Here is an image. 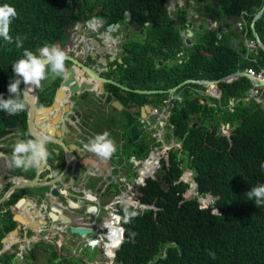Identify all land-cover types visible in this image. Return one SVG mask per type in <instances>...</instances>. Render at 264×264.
Returning <instances> with one entry per match:
<instances>
[{"label": "trees", "instance_id": "trees-1", "mask_svg": "<svg viewBox=\"0 0 264 264\" xmlns=\"http://www.w3.org/2000/svg\"><path fill=\"white\" fill-rule=\"evenodd\" d=\"M261 2L227 0L223 9L235 14L243 9L245 34L252 36L248 23ZM5 3L14 6L18 16L10 26L13 43L0 38V94L4 99L8 98L7 86L14 77L11 65L22 58L24 49L38 54L43 45L61 40L65 27L94 14L103 16L106 22H114L127 10L129 18L140 25L141 20H147L144 38L138 45L140 50L132 54V48L126 47L131 52V63L121 69L118 66L122 81L129 87H135L134 79L140 78L137 86L145 88V80L152 78L147 75L152 66L147 53L159 47L166 55L168 50L171 53L177 50L180 44L178 32L167 27L172 19L165 14L164 0H0V5ZM88 25L95 27L93 22ZM253 26L256 31L260 30L262 37L264 8ZM209 33L211 36L206 40L210 47L206 51L211 52L199 53L194 45L195 51L191 50L184 61L186 64L168 67L156 78L154 88H166L189 77L216 78L244 65L236 62L235 52L225 46L224 41L214 38L216 43L211 44L210 38L214 35ZM17 36L23 40L21 48L16 47ZM144 47L149 49L147 53ZM256 58L257 63L248 62L246 66H264V56L259 49ZM105 84L114 95L121 90L122 99L129 105L139 99L136 92ZM248 85L244 82L241 86ZM217 87L231 88L224 82H218ZM170 94L167 119L172 137L180 143V154L177 149L169 151L168 162L156 171L154 178L147 177L140 185L139 199L153 203L154 208L123 210L124 239L117 255L130 264H146L154 257H158L155 264H264V206L257 207L246 195L251 187L264 184L261 168L264 108L251 98L241 97L233 101V109L229 111L224 106L226 89H221L219 97H215L204 93V85L195 82L182 83ZM150 95L158 102L166 92ZM50 97L51 94H47L37 103H48ZM238 115L242 117L241 122L229 130L228 141L225 134L219 132L220 124L230 123ZM11 118L19 121L21 139H33L24 128L23 112L9 115L0 111V125ZM133 131L131 128L130 134ZM183 166L191 170L197 193L213 196L209 205L200 207L194 196L182 197L187 183L177 177ZM206 199L200 201L204 203ZM211 207H216L220 215L214 214Z\"/></svg>", "mask_w": 264, "mask_h": 264}, {"label": "flooded vegetation", "instance_id": "flooded-vegetation-1", "mask_svg": "<svg viewBox=\"0 0 264 264\" xmlns=\"http://www.w3.org/2000/svg\"><path fill=\"white\" fill-rule=\"evenodd\" d=\"M172 1L176 4V7L173 6L172 3L170 4L164 0L165 14L167 17L172 19L167 27H173L178 32L180 44L177 50H175L173 53L168 50L166 55L162 50L159 49V47L153 48L150 53H147L149 49H146L145 47L143 48V50L151 56L152 60L151 69H149L147 72V75L152 78L145 80L147 87L144 89H156L153 86L157 84L156 78L162 73H165V71L168 70V67H172L176 63H180V66L186 64L184 61L188 59L189 55L191 54V50L195 51L193 48L194 45H196L199 53H210L211 51H206L210 47L209 41L206 40L209 38V35L211 36L209 31H211L213 35L215 31L216 35V37L214 36L213 38H210L212 42L211 44L216 43L214 38L217 39L220 36L223 37L224 34L227 35L229 41L228 43L224 41L225 46L228 48L231 47L235 52L237 63L244 64L240 69L236 70H242L246 72L247 75H250L246 69L248 67H252L249 65L246 66V64L248 62L257 63L256 54L258 49L260 51L261 49L258 47L253 36H246L244 45H235V42L233 43L234 38L238 35V29L241 31L242 26H244L246 29V21L245 18H243V13H245V11L241 13L243 9L239 10L236 14L227 12L223 9V6L221 9L218 4V0ZM124 11L122 16L114 21L117 22L116 26H113L121 28L107 32V35L110 39L118 41L120 40V55L117 56L120 57L121 62L116 63V67L114 69L112 64L115 63V59L112 58L111 61L106 63L103 62V60H100L99 62L102 65H99L98 63L95 69L96 72L98 71L100 74L110 77L120 83H122V79L120 77V70L118 69V66L120 65L121 69L122 67H127L128 64L130 65L131 63V52L130 50L126 49V47L132 48L133 54L137 49L135 46H138L144 38V28L148 26L147 20H141L142 25H140L137 20H131L129 18L127 10L126 12L128 15L125 17ZM242 18L243 21L241 22L240 20ZM232 20L235 22L234 24L232 23ZM238 22L241 24L239 25ZM106 23L108 22L105 21L100 25V31L105 32L103 27H106ZM66 29L69 30V34L67 36L64 35V37H62L61 40H57V42L61 47L63 46V49H65L66 39L69 37V42L72 47L71 50L76 52H78V44H80V42L77 40V36L80 32H83V34L86 36L98 33V31L89 32L83 27L77 28L73 25L72 27ZM255 32L264 45V35L260 37V30H255ZM185 38L187 39L186 42L184 41ZM182 53H185L186 56L183 57ZM81 54L79 53L77 56L81 57ZM85 60H87V57H85ZM91 62L92 60L90 63ZM225 74L220 75L215 79L220 78ZM139 81L140 78L134 79V88H143L137 86ZM248 81L249 80H247V78L244 76H237L235 78L217 81L213 87L215 92H221V89H226L227 94L232 97V104H229L228 101L225 100L224 106L228 108L229 111H232L233 101L237 98L238 91L242 92L244 96L248 95L246 88L241 86L244 84V82ZM218 82L228 83L231 88H219L217 87ZM239 83L241 84L239 85ZM57 84L58 78H52L44 82L41 89H35V91L32 90L36 101L43 99L44 95H47L44 94L43 91L47 93L51 92L52 95V90H54ZM148 84H151V86H148ZM103 86L104 89L108 91L110 96L116 98L119 101L120 106L118 108L113 107L107 103L109 100H106L105 96L97 97L96 100H91L88 108L85 109H80L78 106L73 104L70 105V114L72 117L77 118L80 133L73 132L74 128H76L75 125L66 124L63 126V128L65 130H70L71 133L63 135H66L65 137H67V139L78 140V144L76 143L73 145L69 143V145L73 149L79 150L82 146L84 148V144H86L91 138L97 134L107 131L109 134H111L110 138L115 140L116 152L113 154V157L111 156L109 159L105 160L87 151L85 148H81L83 154L81 155L80 160L84 164L76 165V167L80 166L78 169L80 178H75V182L72 180L68 183L67 180H65L68 174L74 172V169H71L70 166H66L64 168L65 165L63 157L65 156L66 158V153L69 156H71V154L69 150L65 148L64 143L60 141L59 137H53L52 142L46 145L50 152L48 161L42 167L33 169L31 171V173H33L31 176L23 175L25 174L24 170L17 169L12 166V149L15 142L18 139H21L18 135L21 131V126L17 118L5 120H15L18 122V131L10 130L8 134L0 138V150L4 152L8 158L6 168L9 171V174L13 173L19 179H27L36 175V177L42 182L36 183V187L27 188L25 190V188L22 189L16 186L18 178L9 177L10 175L8 174L9 178L6 179L8 181L0 186V209L3 208V206L6 208V212L0 214V248L3 247V249L0 251V264H14L15 262H19L21 264H130L129 262H123L117 255L119 246L124 239L122 214L124 209L130 210L136 207V205H132V203L135 202L134 200L142 202L139 199L140 185L145 182L147 177L154 178L156 171L161 169L164 163L168 162L167 154L173 149L172 134L170 132L171 125L169 124L167 117L166 119L160 117L162 122H159V119H156L157 114L152 111V108L156 107L159 103L166 99H168L169 106L171 97L170 92L155 91L166 92V95L162 101L157 102L154 101L150 95V93L154 92H136L139 94V99L129 105V102L124 101L121 95L119 97L115 96L107 88L105 83H103ZM204 90H207L205 85ZM140 96L145 98L140 99ZM142 103H147L148 109L146 110L143 108L141 111L143 115L140 116L139 106ZM121 112H128L127 116L123 117H126V120L123 119L122 123H124V126L128 125L130 128L129 131H125V133H123L120 128V124H118V128L112 126L109 129L105 128L107 125H111L114 121V117L118 118V115ZM131 114L133 115V119L139 123L137 127H133V125L131 126V124L127 121L130 118L129 115ZM25 115L26 111H23L24 119ZM150 116H152L151 119L149 118ZM138 117H141L143 121L139 122L137 120ZM241 119L242 117L238 115L236 116V119H232V122L227 123L226 127L228 129V133L235 124H239L241 122ZM118 122L120 123L119 119ZM98 124L99 126H97ZM89 126H91L94 130L90 129ZM1 128L2 125H0V129ZM24 128H26L25 120ZM131 128L134 129L133 134H130ZM156 128L159 129V134L157 135L154 132ZM3 144L9 146V151H5L3 149ZM51 149L58 150V158H56V160H59L56 161L52 166H50V162L52 158H55V156L51 153ZM61 149L64 151V156H62ZM72 159H74L73 156ZM66 160H68V158ZM1 161L3 163L2 158H0V163ZM66 162L67 161H65V164ZM69 162H72V160ZM129 162H131L130 165L132 166L130 167L132 172L131 174L128 172ZM139 163H141L140 167L137 166ZM62 175L63 179H60ZM101 175H107V177L99 182V176ZM5 176L7 175L5 174ZM81 177L85 178V185L83 193L77 194L78 198L73 196L72 191H67L65 194L59 193L60 191H64V188L67 189L69 187H76L77 183L82 180ZM53 180L56 181L51 185H47V182ZM9 186H12L8 193L9 198L2 201L1 198ZM51 187H53L58 192L57 196L52 198H57L54 202H50L51 198L47 194L48 189ZM27 196L30 197L35 203H40L42 201L47 203L48 206L45 208L44 214L47 216H50V213L56 214L52 217L53 221H57L59 218L62 220L59 222L64 223L66 226L71 225L70 221H72L73 224L80 223L81 225L88 227L89 233L85 234L83 240L81 241L82 244H75L76 237H71V235L67 236V231H65V233L62 232L59 234L55 230L49 231L48 229L47 232L49 234V238L39 237V234L35 232L32 224L36 222L35 215L29 218L28 215L23 212L19 215L23 222L15 219L18 216L15 215V213L19 214L20 207L22 204H24ZM51 206H55L59 211H61L63 215H65L66 219H62V216H58L56 212L52 211L50 209ZM14 207H16L15 211L13 210ZM45 220H47V218H45ZM25 225L29 226L30 228L33 227V229L30 230L25 228L24 230ZM41 225L42 228L40 229V234H47V232H44L43 228L49 225V221ZM26 237H30V239L25 240ZM50 237L52 239H50ZM2 238H4V242H2ZM91 239H94V242H89ZM114 239H117L118 242L115 245H112L111 242ZM53 240H57L56 245L57 249L60 251L59 253L53 246ZM54 250L58 255L57 257H52ZM157 258L158 257H154L152 261H149L146 264L155 263Z\"/></svg>", "mask_w": 264, "mask_h": 264}, {"label": "water", "instance_id": "water-1", "mask_svg": "<svg viewBox=\"0 0 264 264\" xmlns=\"http://www.w3.org/2000/svg\"><path fill=\"white\" fill-rule=\"evenodd\" d=\"M169 0H166V2ZM264 8V0H262L260 7L253 13V15L251 16L249 23H248V27L250 28V32L251 35L254 37L258 47L261 49L263 56H264V45L262 43V41L260 40V38L257 36L254 26H253V22L255 21V19L261 14L262 10ZM127 12L126 10L124 11V16L127 17ZM100 21L99 23H94L95 27L94 29L88 25V23H92L95 21ZM103 21H105V18L101 15H97L94 14L91 17L86 18L85 20H80V21H75L74 23V27H83L86 29L91 30L92 31H98L97 34H93V35H89L86 36L85 34H83V32H80L79 35L77 36V40L80 42V46H84L86 49L85 52H83V49L81 50L82 55L81 57L77 56V54H81V52H78L76 54L75 51L71 50V45L69 42V37H67L66 39V69H67V74H66V78L63 76H57L54 78H58V84L55 86L54 90H52V95L50 97V101L48 103H37L36 98L34 96V93H32L35 90H29L30 94H27L26 97L24 96V91L22 89L23 87V82H21L20 85V91H21V98H26L27 100V110H26V115H25V127L26 130L28 131V133L30 134V136L33 139H38L41 135L43 134H50L52 137H59L60 141L64 143L65 148L67 150H69L71 156H69L66 153V158H68V160H66L65 156H64V151L63 149H61L62 151V156L63 160H64V168L66 166H70V168L74 169V172L70 174L71 178H70V182L73 180L75 182V178H80L79 173H78V169L79 167H76V165H82L84 163L81 162L80 158L81 155L83 154V151H81V148L79 150H75L73 149L70 144L75 145L76 143L78 144L79 141L78 140H74V139H67V137H65L66 135L63 134H70V130H65L63 128L64 125L66 124H72L75 125L76 128H74L73 132L74 133H80L79 131V123L77 118H74L71 116L70 114V110H69V106L72 105L73 103H75L76 106H78L80 109H85L88 108L91 100H96L97 97H102L105 96L106 100H109L108 103L110 105H112L115 108H118L120 106L119 101L116 98H113L112 96H110V94L108 93L107 90L104 89L103 83H111L114 84L116 86H118L121 89H125V90H129V91H133V92H138V93H147V92H155V91H173L177 86H179L180 84L184 83V82H196V83H201L203 85H205L207 91H210L211 93L213 92L216 96L219 95L220 92H215L214 91V87L213 85L215 84V82L220 81V80H227L230 78H235L237 76H244L245 78H247L248 83L250 85H254V86H258V85H263L264 86V76L261 79H255L254 77H252L251 75H247L246 72L240 70H235L232 72H229L227 74H225L224 76L220 77V78H184L181 81L177 82L176 84L166 88V89H144V88H134V87H129L123 83L117 82L114 79L107 77L105 75L100 74L98 71L96 72V65L99 63V65H102L99 61L103 60V62H109L113 59H115V63H113L112 65L114 66V69L116 67V63H120L121 59L119 56L120 55V40H113L110 39L107 35V32H111L114 30H117L121 27H113L116 26L117 22H108L105 24L106 27H103L105 32L100 31V25L101 23H103ZM240 27V26H239ZM68 29H64L63 33L64 35H68L69 32ZM229 33V32H226ZM238 37V41L235 42L234 44H242L244 45L245 43V35L242 33V31H240V33H238L237 35ZM121 39V38H120ZM184 41L186 42L187 39L185 38ZM52 45H56L59 48H61V50L63 49V46L61 47L57 41H53ZM67 51H69V53H67ZM74 54V55H73ZM85 57L90 58L89 61L85 60ZM92 60V62L90 63V61ZM106 69V67H105ZM53 77L50 75L49 79H52ZM39 90V89H38ZM37 90V91H38ZM32 91V92H31ZM44 94H51L44 92ZM84 93V94H82ZM46 95H44L45 97ZM224 97L226 98V100L228 101L229 104H232V97L229 96L228 94H225ZM45 99V98H43ZM143 108H145L146 110L148 109V104L147 103H142L139 106V110H140V116L143 115V113L141 112L143 110ZM137 120L139 122H142L143 119L141 117H138ZM18 122L15 120H8V121H4L2 122V128L0 129V138L3 137L4 135L8 134V132L10 130L13 131H18ZM220 126H222V131L221 129H219V132H222L223 134L226 135L227 140L229 141V136L226 129L227 123H221ZM59 132V133H58ZM58 133V134H57ZM84 149V148H83ZM121 149V148H120ZM51 153L54 154L55 158L51 159L50 162V166L54 165L56 161H59L58 159L56 160V158H58L57 153L58 150L56 149H51ZM72 156L74 159H72ZM113 157V155H112ZM0 158L3 159V163L1 161L0 163V186L5 184L8 180L9 177L12 178H18L16 175H14L13 173L9 174V171L6 168V163L8 161L7 156L4 154V152H2L0 150ZM118 158V156H117ZM70 160H72V164H70ZM117 160V159H116ZM65 161L66 164H65ZM76 163V164H75ZM131 162H129V166H128V172L131 174V168L132 167L130 165ZM75 165V166H74ZM74 166V167H73ZM137 166H141V163H139ZM77 169V170H76ZM36 172V170H35ZM5 174L7 176H5ZM8 174L10 175L8 177ZM89 175V174H88ZM106 176H99V182L104 180ZM82 178V177H81ZM35 177H31V178H27V179H19L16 183V186L18 188H25V190L27 188H32V187H36V183L34 182ZM60 179H63V175L60 177ZM56 180L47 182V185H51L52 183H54ZM81 182V183H80ZM84 185H85V178H82L81 181H79L77 183V186L74 188H67V189H63L64 191H60L59 193L62 194L65 192H69L72 191V194L75 198H78L79 193H83L84 190ZM189 185H194V182L189 181L188 182V186ZM83 186V187H81ZM12 186H9L3 196H2V201H4L5 199L7 200L9 198L8 193L11 190ZM47 194L49 195L50 202H54L56 201L57 198L52 199L54 196H57L58 192L53 188H49ZM1 201V200H0ZM135 202L132 203L133 206L136 205V207H138L139 209H143V208H148L151 207L152 205H148L147 203L144 202H138V200H134ZM48 206L47 203L45 202H40V203H35L34 201L31 200L30 197H26V200L24 202V204H22V206L20 207L19 210V214L15 213V215H18L17 220L23 222V220L21 219V217L19 216L21 213H25L28 215V217H33L35 215L36 218V222L32 223L34 230L36 233L39 234V237L44 238V237H48L49 238V234L47 232V230L49 229V231L51 230H55L57 233L61 234L62 232L65 233V231L68 232L67 236L71 235V237L75 236L76 237V243L75 244H82L81 241L83 240L85 234L89 233V229L88 227H85L84 225H81L80 223H76L73 224L72 221H70L71 225L66 226L64 223L59 222L62 221L59 218L57 219V221H53L52 217L55 216L56 214L54 213H50V216H47L46 214H44V210L45 208ZM16 207L13 208V210L15 211ZM50 209L54 212H56L58 214V216H62V219H66L65 215H63V213L61 211H59L55 206H51ZM6 212V208L3 206V208L0 209V214ZM45 218H47V220H45ZM33 221V220H32ZM49 221V225L45 226L44 232H47V234L41 235L40 234V229L42 228L41 224L47 223ZM66 226V228H65ZM30 228L29 226L25 225L24 226V230L25 228L32 230L33 229ZM13 229V228H11ZM29 238H25V240H28ZM50 239H52L50 237ZM2 242H4V238L1 239ZM89 242H94V239L89 240ZM118 242L117 239L112 240L111 244L115 245ZM53 246L56 248V251L59 253L60 251L57 249V240H53L52 241ZM3 249V247L0 248V251ZM91 264V263H89ZM155 264V263H153Z\"/></svg>", "mask_w": 264, "mask_h": 264}, {"label": "clouds", "instance_id": "clouds-1", "mask_svg": "<svg viewBox=\"0 0 264 264\" xmlns=\"http://www.w3.org/2000/svg\"><path fill=\"white\" fill-rule=\"evenodd\" d=\"M243 12L244 10L241 11V13ZM17 16L18 13L14 6H10L7 3L0 5V38H2L4 41L8 43H13V37L10 35V31H11L10 26L13 20ZM240 21L242 22L243 18ZM97 22L98 21H95L93 23H97ZM238 24L240 25L241 23L238 22ZM243 27L241 31L245 35V31H243ZM92 28L94 29V27ZM87 30L89 32L91 31L89 29ZM15 44L17 48L22 47L23 40L21 39V37L17 36L15 38ZM82 49L83 48H81V46L78 44V52H81ZM85 51L86 50H83V52ZM78 52L75 51V53ZM67 53H69V51H67ZM66 58H67L66 48L61 50V48L52 44L51 45L45 44L42 47H40L38 50V54L34 53L31 50L24 49L22 58L18 59L11 65L12 71L14 73V77L10 80V83L7 86V91L9 94L8 98L4 99L2 94H0V111H4L9 115H15L20 112L26 111L27 100L26 98H21L20 95L21 91L19 86L21 85V82H23L24 85L28 86L27 90L23 93L24 96L26 97L27 92L29 90L41 89L43 87L42 82L49 79L50 75L53 78L57 76H63L66 78V74H67V69L65 64ZM259 67H264V66L259 65L257 68H254V70H257ZM255 79L257 80V78ZM249 86L250 84L248 85V87ZM258 86H263V85H258ZM248 87H246V90ZM211 94L215 97H219V95L216 96L213 92ZM242 96H244L243 93L237 94V98H241ZM243 98L248 99L250 97L249 95H246ZM199 101L200 103L203 102L202 99H199ZM256 104H259L261 106L260 103H256ZM261 108L264 107L261 106ZM220 129H223L222 126H220ZM225 130L228 133L227 127ZM52 139L53 137L50 134H43L38 139H26V140L18 139L13 145V149H12V155H11L12 166H14L17 169H22L27 171L29 169L40 168L43 165H45L50 155V152L46 145L52 142ZM172 145H173V149H177L178 152L180 149V143L174 137H172ZM84 148L87 151L105 160L109 159L116 152L115 142L110 138V134L107 131L101 134H97L96 136L91 138L86 144H84ZM177 154H180V152H178ZM261 168L262 170H264V163L261 164ZM177 179L187 183L186 188L181 193L182 197L187 198L189 196H194L200 207H205L212 202L213 196H211L209 193H204L202 195L197 193L196 183L191 177V170L186 166L185 167L183 166ZM189 181L191 182L193 181L194 185L188 186ZM188 192H190V194H187ZM246 195L248 197V200H254L257 207L264 206V184L251 187V190L248 191ZM204 197H209L206 203L200 201V199L201 198L203 199ZM147 204L148 205L151 204L152 205L151 207L154 208L153 203H147ZM211 210L214 212V214H219L218 209H216V207L215 208L211 207ZM210 255H212L214 258L213 253H210Z\"/></svg>", "mask_w": 264, "mask_h": 264}, {"label": "built area", "instance_id": "built-area-1", "mask_svg": "<svg viewBox=\"0 0 264 264\" xmlns=\"http://www.w3.org/2000/svg\"><path fill=\"white\" fill-rule=\"evenodd\" d=\"M246 70L250 75L254 76L257 79H261L264 76V67H259L257 70L248 67ZM247 91L249 97L255 103H260L261 106L264 107V86L250 85L247 88ZM152 111L155 112V114H157L156 119H159L158 121L162 122L161 118L166 119L168 115V99L164 100L163 102L159 103L156 107L152 108ZM154 132L156 135L159 134V129L156 128Z\"/></svg>", "mask_w": 264, "mask_h": 264}, {"label": "crops", "instance_id": "crops-1", "mask_svg": "<svg viewBox=\"0 0 264 264\" xmlns=\"http://www.w3.org/2000/svg\"><path fill=\"white\" fill-rule=\"evenodd\" d=\"M245 29V27H243V31H245L244 30ZM217 39H219V40H221V41H225V42H227L228 43V41H229V38L227 37V35L226 34H224V36L222 37V36H220L219 38H217ZM84 46H82L81 45V48H83ZM86 48L84 47V50H85ZM234 50H236V49H234ZM82 55V54H81ZM87 60H90V58H87ZM122 83H124L123 81H122ZM204 93H206V94H208V95H212L211 94V92L210 91H207V90H204ZM121 95V97H122V92H121V90H117V91H115V96H117V97H119ZM107 102V101H106ZM108 103V102H107ZM129 117H132V118H129L127 121H128V123H130L131 125H133V121H134V119H133V115L131 114V115H129ZM118 124H119V122H118V118H116V117H114V121H113V123L111 124V125H107L105 128H110L111 126L112 127H115V128H118ZM129 124V125H130ZM97 126H99V124L97 125ZM96 126V127H97ZM90 127V129H93L91 126H89ZM95 128V127H94ZM94 130V129H93ZM111 135V134H110ZM55 141H58V140H55ZM114 142H115V140H114ZM3 149L5 150V151H9V146L8 145H6V144H3ZM66 152V151H65ZM53 159V158H52ZM67 159V158H66ZM70 164H72V162H70ZM31 171L32 170H28V171H25L24 170V173L25 174H23V175H25V176H31L33 173H31ZM35 177V179H34V182L35 183H40V182H42L41 180H39L37 177H36V175L34 176ZM65 180H67V182L69 183L70 182V174H68L67 176H66V179ZM22 189H24V188H22Z\"/></svg>", "mask_w": 264, "mask_h": 264}, {"label": "rangeland", "instance_id": "rangeland-1", "mask_svg": "<svg viewBox=\"0 0 264 264\" xmlns=\"http://www.w3.org/2000/svg\"><path fill=\"white\" fill-rule=\"evenodd\" d=\"M168 3H172V5L173 6H175L176 7V4L175 3H173V1L171 0H169V1H167ZM226 3H227V0H224L223 2H219L218 4H219V6L221 7V9H222V6L223 7H225V5H226ZM170 12H171V10H170ZM233 18V17H232ZM234 19V18H233ZM232 23L234 24L235 22L232 20ZM69 27H72V26H69ZM69 27H66V28H69ZM86 29V28H85ZM87 30V29H86ZM238 33H240V31H239V29H238ZM214 36L216 37V35H215V31H214ZM238 41V37H235L234 38V41H233V43L234 42H237ZM213 42H214V40H213ZM232 43V44H233ZM135 48H137V49H139L140 50V47H138L137 45L135 46ZM177 52V51H176ZM176 52H175V54H176ZM182 56L183 57H185L186 55H185V53H182ZM128 66H129V64H128ZM127 66V67H128ZM47 80H45V81H43L42 82V84L44 83V82H46ZM148 86H151V84H148ZM167 92H169V91H167ZM170 96H172V94H170ZM143 99V98H145V97H140V99ZM255 103V102H254ZM73 105H75V103H73ZM93 110H96V109H93ZM127 113L128 112H121L119 115H118V119H119V121H120V128H121V130L123 131V133H125V131H129V127L128 126H124V123H122L123 122V119H125L126 120V117L125 118H123L124 116H127ZM130 118H132V117H130ZM150 119L152 118V116H150L149 117ZM122 123V124H121ZM137 125H139V123L136 121V120H134L133 121V127H137ZM132 126V125H131ZM12 144H13V141H12ZM186 174H187V172H186ZM190 176V175H189ZM187 194H190V192H188ZM208 198L209 197H207V199L204 201V203H206L207 202V200H208ZM53 256H55V257H57L58 255L56 254V252H55V250H54V253H52V257ZM45 257H47V256H45ZM14 264H21V263H19V262H15Z\"/></svg>", "mask_w": 264, "mask_h": 264}, {"label": "bare ground", "instance_id": "bare-ground-1", "mask_svg": "<svg viewBox=\"0 0 264 264\" xmlns=\"http://www.w3.org/2000/svg\"><path fill=\"white\" fill-rule=\"evenodd\" d=\"M88 24H90V23H88ZM27 87H28V86L23 85L22 89H23L24 92L27 90ZM27 94H30V91H28Z\"/></svg>", "mask_w": 264, "mask_h": 264}]
</instances>
